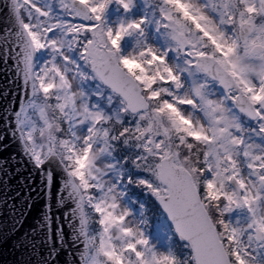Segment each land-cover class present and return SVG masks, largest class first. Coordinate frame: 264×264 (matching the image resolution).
Wrapping results in <instances>:
<instances>
[{
  "label": "snow or ice",
  "instance_id": "obj_1",
  "mask_svg": "<svg viewBox=\"0 0 264 264\" xmlns=\"http://www.w3.org/2000/svg\"><path fill=\"white\" fill-rule=\"evenodd\" d=\"M11 264H264V0H0Z\"/></svg>",
  "mask_w": 264,
  "mask_h": 264
},
{
  "label": "water",
  "instance_id": "obj_2",
  "mask_svg": "<svg viewBox=\"0 0 264 264\" xmlns=\"http://www.w3.org/2000/svg\"><path fill=\"white\" fill-rule=\"evenodd\" d=\"M4 87H5L4 74L3 71L0 70V89ZM11 151H12L11 147H9L7 152L0 150V158L4 156H8ZM11 258H12L11 251L6 249L3 244H0V264H11Z\"/></svg>",
  "mask_w": 264,
  "mask_h": 264
}]
</instances>
